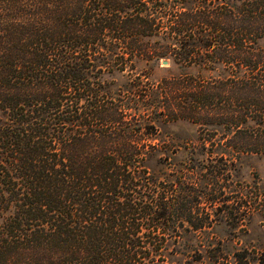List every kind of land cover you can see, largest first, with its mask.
Masks as SVG:
<instances>
[{
  "label": "trees",
  "instance_id": "obj_1",
  "mask_svg": "<svg viewBox=\"0 0 264 264\" xmlns=\"http://www.w3.org/2000/svg\"><path fill=\"white\" fill-rule=\"evenodd\" d=\"M263 37L264 0H0V264H193L155 122L264 154Z\"/></svg>",
  "mask_w": 264,
  "mask_h": 264
},
{
  "label": "rangeland",
  "instance_id": "obj_2",
  "mask_svg": "<svg viewBox=\"0 0 264 264\" xmlns=\"http://www.w3.org/2000/svg\"><path fill=\"white\" fill-rule=\"evenodd\" d=\"M260 45L264 48V37ZM164 60L154 77L182 72L178 65L169 60L164 64ZM138 67L126 79L137 78L141 71L146 72L141 75L144 80L153 77L144 62ZM160 121L155 122L160 151L150 158L148 167L162 181L161 190L167 192L166 187L174 185L168 192L172 195H186L182 182L187 177L195 187L188 194L193 219L206 221L203 228L185 222L177 229L180 244L190 247L192 263L264 264V154L240 156L221 131L215 134L186 119ZM188 213L181 210L175 217L184 218Z\"/></svg>",
  "mask_w": 264,
  "mask_h": 264
},
{
  "label": "water",
  "instance_id": "obj_3",
  "mask_svg": "<svg viewBox=\"0 0 264 264\" xmlns=\"http://www.w3.org/2000/svg\"><path fill=\"white\" fill-rule=\"evenodd\" d=\"M163 63H164V64H167V63H168V60H164Z\"/></svg>",
  "mask_w": 264,
  "mask_h": 264
}]
</instances>
